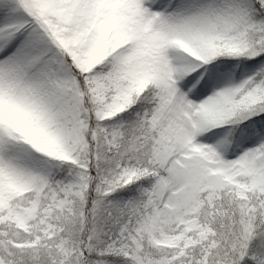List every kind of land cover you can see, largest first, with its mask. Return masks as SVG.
I'll return each mask as SVG.
<instances>
[{"label":"snow or ice","instance_id":"1","mask_svg":"<svg viewBox=\"0 0 264 264\" xmlns=\"http://www.w3.org/2000/svg\"><path fill=\"white\" fill-rule=\"evenodd\" d=\"M0 264H264V0H0Z\"/></svg>","mask_w":264,"mask_h":264}]
</instances>
